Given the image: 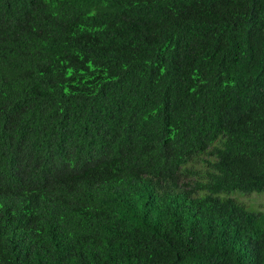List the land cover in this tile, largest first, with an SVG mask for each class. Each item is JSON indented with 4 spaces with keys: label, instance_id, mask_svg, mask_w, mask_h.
<instances>
[{
    "label": "trees",
    "instance_id": "trees-1",
    "mask_svg": "<svg viewBox=\"0 0 264 264\" xmlns=\"http://www.w3.org/2000/svg\"><path fill=\"white\" fill-rule=\"evenodd\" d=\"M264 0H0V264H264Z\"/></svg>",
    "mask_w": 264,
    "mask_h": 264
},
{
    "label": "rangeland",
    "instance_id": "rangeland-1",
    "mask_svg": "<svg viewBox=\"0 0 264 264\" xmlns=\"http://www.w3.org/2000/svg\"><path fill=\"white\" fill-rule=\"evenodd\" d=\"M233 196L250 211H264V190L251 193L234 192Z\"/></svg>",
    "mask_w": 264,
    "mask_h": 264
}]
</instances>
